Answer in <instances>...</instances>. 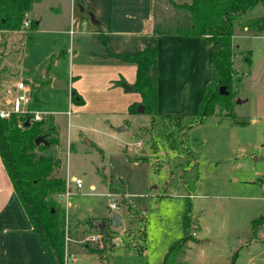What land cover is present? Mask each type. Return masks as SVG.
Segmentation results:
<instances>
[{
	"label": "rangeland",
	"instance_id": "rangeland-1",
	"mask_svg": "<svg viewBox=\"0 0 264 264\" xmlns=\"http://www.w3.org/2000/svg\"><path fill=\"white\" fill-rule=\"evenodd\" d=\"M34 10L40 28L33 34V45L25 48L22 66L32 79L53 78L68 88L39 81L43 84L31 93L30 103L17 109L44 115L46 125L59 132L61 146L50 147L43 155L61 159L62 167L55 175L72 182L71 196L59 200L67 220L65 255L68 248L78 258L77 264L112 263L123 249L119 254L98 251L113 243L123 248L134 229L144 225V212L149 264H163L169 248L185 237L189 208L183 193L163 196L171 174L166 150L150 133L151 117L140 108L137 117L125 112L108 72L90 62L88 42H81L84 50L74 66L68 55L60 57L71 48L70 36L55 33L67 25L66 14L56 17L45 4ZM180 12L177 19L186 15L185 10ZM247 18H264V6L249 12ZM166 19L161 29L175 31L174 13ZM235 35L231 111L248 124L240 126L228 117L213 116L190 131L191 145L200 156V182L191 199V239L180 257L182 264H264V245L251 242L253 221L259 219L261 224L264 218V26L249 31L237 27ZM2 38L0 34L1 51ZM16 38L14 44L21 49L25 36ZM20 76L24 78V73ZM17 81L7 91V85L1 87L0 110H14ZM73 89L83 103L72 101ZM140 142L141 148L136 146ZM75 179L83 180L82 189H77ZM113 201L119 206L116 212L111 209ZM113 213L122 219L118 229L111 226ZM88 219H106L112 228L109 239L92 242L91 236L100 232L89 226Z\"/></svg>",
	"mask_w": 264,
	"mask_h": 264
},
{
	"label": "trees",
	"instance_id": "trees-1",
	"mask_svg": "<svg viewBox=\"0 0 264 264\" xmlns=\"http://www.w3.org/2000/svg\"><path fill=\"white\" fill-rule=\"evenodd\" d=\"M38 2L39 0H0V32L3 35L23 32L28 37L27 44L31 43L29 36L37 31L38 23L30 19V14ZM171 2L186 11V15L177 21L176 34L204 37L214 47L212 80L207 84L195 113L163 114L158 111L157 47L145 45L134 54L121 55L109 51V55L137 65V80L133 89L142 96V102L130 106L129 112L135 115L138 108H145L146 114L151 117L150 133L160 139L161 147L167 152L171 179L164 196L170 197L173 191H177L183 193L188 201L189 209L184 222L185 237L169 248L163 261V264H181L180 257L191 239V197L200 182V156L191 145L190 131L213 116L228 117L240 126L248 124L247 120L238 119L231 111L230 89L235 75L233 37L237 27L251 30L252 27L264 26V18H247L249 12L255 11L258 6H264V0H192L191 3L181 5L173 0ZM28 20L31 21L30 27L25 28L24 24ZM102 42L106 46L105 39L102 38ZM20 52L21 50L16 54ZM6 74V69L0 68V89ZM221 87H226L229 94L222 95ZM72 101L83 103V99L75 91L72 92ZM32 118L31 114H13L8 119L0 118V156L51 264H64L67 220L61 212L59 197L66 192V179L55 175L62 167L61 159L43 155L50 147L59 146L60 138L56 127L47 126L45 120L32 122ZM27 120H30L32 126L24 129ZM41 136H45L48 146L36 145L37 138ZM171 152H175V156L170 157L168 154ZM142 215L144 225L134 229L131 239L123 248H117L113 243L98 251L104 255L107 252L119 254L120 249H123L112 263L107 264H149L146 216L144 212ZM87 221L90 227L95 228L93 220ZM101 222L107 223V220ZM111 229L107 224L103 230H99L102 238L109 239Z\"/></svg>",
	"mask_w": 264,
	"mask_h": 264
},
{
	"label": "crops",
	"instance_id": "crops-1",
	"mask_svg": "<svg viewBox=\"0 0 264 264\" xmlns=\"http://www.w3.org/2000/svg\"><path fill=\"white\" fill-rule=\"evenodd\" d=\"M165 1L39 0L33 7L30 19L38 23V31L40 21L36 19L34 10L38 4H45L56 17L66 14L67 25L63 30L55 33H65L70 36L71 48L70 51L67 49L65 53H62L60 57L68 55L74 66L84 50L81 42H88L87 52L90 62L99 69H105L104 73L108 72L110 82L113 83L112 88L118 92V101L122 103L123 109L131 117H137V114H130V106L142 102V96L134 89L133 91L129 89L133 88L136 83L137 65L121 58L111 57L109 51L115 54L130 55L137 53L145 45L157 47L159 112L163 114H193L203 98L207 84L212 80L214 47L204 37L181 36L176 34V29L175 31L161 29V26L167 23L166 17L169 13H174L176 24L181 13L180 9L176 8L172 2ZM173 1L177 5L184 3L181 0ZM108 10L109 15L107 14ZM34 33L29 36L32 42L27 44L28 37L23 32H11L5 35L0 32L3 37L2 50L4 47L3 51L0 48V54H3L0 55V68H5L8 73L10 72V76L3 81L1 86L7 85L5 91L17 78V83L24 81L31 87V93L43 84L39 81L44 80L48 85H52L54 81L53 78L49 80L45 78L32 79L30 73L22 66L26 58V46L31 47L34 43ZM24 36L26 43L21 49L17 48L13 39ZM102 38L105 39L106 46L103 44ZM235 38L236 35L233 37V44ZM19 49L21 55L20 53L15 54V51H19ZM4 56L5 58H3ZM22 73H24V78L20 76ZM65 84L68 88L67 83ZM138 94L140 98H138ZM61 144L60 139V146ZM261 181L264 184V180L261 179ZM260 220H262L261 224L258 222L259 219L253 221L251 242L264 245V218ZM0 264H51L46 249L39 235L34 231L14 189L1 156Z\"/></svg>",
	"mask_w": 264,
	"mask_h": 264
},
{
	"label": "built area",
	"instance_id": "built-area-1",
	"mask_svg": "<svg viewBox=\"0 0 264 264\" xmlns=\"http://www.w3.org/2000/svg\"><path fill=\"white\" fill-rule=\"evenodd\" d=\"M30 24H31V21L28 20L25 22L24 27L29 28ZM15 90H16L15 104H14L15 108H14V110H11V111L0 110V118H2V119H8L13 114H20V115L26 114L25 111L19 113L17 106H19L20 104L21 105H27L28 103H30V101H31V87L28 84H26V82L20 81L17 83ZM32 115H33L32 122H41V121L45 120V116L42 114L36 113V114H32ZM136 146L141 148L142 143L140 142ZM74 183H75L78 190L83 188L84 183H83L82 179H75ZM71 185H72V182L69 179H67L66 180V186H67L66 192L64 194L60 195L59 200L63 196H65L67 199L71 196V190H72ZM191 198L193 199L194 196H192ZM111 209L114 212H116L119 209V206L117 205V203H115V201H113V203L111 205ZM90 239L92 242L99 243L102 241L103 238H102L101 234L98 233V234L91 236ZM69 240L70 239L67 237V246H68ZM70 262H72L73 264H77L78 258L76 257V255L69 254L68 248H67L64 264H70Z\"/></svg>",
	"mask_w": 264,
	"mask_h": 264
},
{
	"label": "water",
	"instance_id": "water-1",
	"mask_svg": "<svg viewBox=\"0 0 264 264\" xmlns=\"http://www.w3.org/2000/svg\"><path fill=\"white\" fill-rule=\"evenodd\" d=\"M94 20V18H92ZM96 22V21H95ZM53 86L54 88L57 89H66V84L64 82H60L58 80H54L53 82ZM131 91H133V88H129ZM220 92L222 95H228L229 92L227 90L226 87H221L220 88ZM241 101H239L240 103ZM140 112L144 113L145 112V108L142 106L140 107ZM32 126V123L30 122V120H27L23 126L24 129H29ZM125 130V129H124ZM49 145V142L46 140L45 136H41L39 138H37L36 140V145L40 146V145ZM107 223H103V222H95L94 223V227L99 229V230H103L106 227ZM111 226L113 229H118L122 226V219L121 216L117 213H113L112 215V220H111Z\"/></svg>",
	"mask_w": 264,
	"mask_h": 264
}]
</instances>
